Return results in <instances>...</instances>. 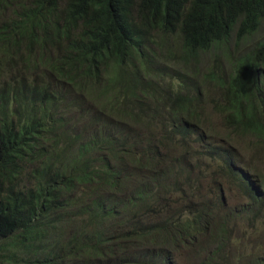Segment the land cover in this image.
Here are the masks:
<instances>
[{"label":"trees","instance_id":"trees-1","mask_svg":"<svg viewBox=\"0 0 264 264\" xmlns=\"http://www.w3.org/2000/svg\"><path fill=\"white\" fill-rule=\"evenodd\" d=\"M209 104L217 135L248 140L264 166V0H0V264H168L195 230L215 249L187 264L251 255L227 250L238 222L264 237L250 184L228 187L239 204L223 212L202 203L189 134L216 122ZM93 105L139 142L100 127ZM217 155L239 181L241 160Z\"/></svg>","mask_w":264,"mask_h":264},{"label":"rangeland","instance_id":"rangeland-1","mask_svg":"<svg viewBox=\"0 0 264 264\" xmlns=\"http://www.w3.org/2000/svg\"><path fill=\"white\" fill-rule=\"evenodd\" d=\"M208 60H209L208 56H205L202 59L203 63L201 64V68H205ZM203 72H204V69H203ZM170 87H171L172 91H175L178 89L179 86H178L177 82L172 81L170 83ZM202 88L205 90V96L204 95L203 96H204V102L206 104H208L212 99L218 97V92L216 90L217 88L214 85L207 83ZM118 89H120V86L118 87ZM122 89L123 88H121L120 91H122ZM144 100L147 101L148 98H145ZM85 106L87 107V105H85ZM106 108H107V105H102V106H94L93 105L91 108L93 110V113L96 116H98V119L100 121L99 122L100 127H101V125L105 124L104 125L105 131H112L114 133H122L126 139H129L133 143L137 144L139 142L138 136L136 133H133L132 127H126V128L124 127V129H123V126H124L123 122L118 123V125L115 123H111V125L106 126V123H104V121L102 120L103 116L101 117L102 113L99 112V111H103V109L105 110ZM210 108H212V106L210 104L205 106V108H204L205 112L207 114H214ZM210 118H213L216 121V125L218 127H220V128L222 127L220 125V123L217 121L215 114ZM208 125H209V123L202 122L198 126L196 133L197 134H203L206 132L209 134L210 130L208 128ZM78 126H79V124H78ZM155 132L158 136L161 135L158 131L155 130ZM219 134L223 138L229 137L230 139L233 140V143L236 146V149H233V151L236 153V157L239 158L245 166H248L249 164L253 163L252 162L253 160L255 161L256 165H259L260 162H259L258 158H259V155L261 153H255L254 149H250L248 147L249 146L248 140L236 139L233 136H230L228 131H224V130H220ZM141 137H142V135L140 134V138ZM215 139H216V136H213V140H215ZM190 148L191 149L195 148L194 143L190 144ZM177 151H179V149H173V152L170 154L169 157H171V156L175 157L178 154ZM193 154H195V150H193ZM262 157H264V153L262 154ZM163 162H165V161H163ZM169 164L171 166L174 165V164H171L170 162H169ZM204 165H205V161L201 159L200 160V170L204 167ZM211 173H212V171H209L208 173H202V175H201L202 181L204 182V184H203L204 189H203V194H202V196H203V202L202 203H204V204H209L211 199L213 197H215L214 193L208 192V191H210V189L208 188V186L210 185V181H207V179L209 178ZM198 176H199V174L195 175L193 178H197ZM151 178L152 177L150 175L147 177V179H146L147 183L151 180ZM136 190H137L136 187H131V188L124 191L123 196H131ZM162 195H163V193L158 195V200L160 203H165L168 197L162 196ZM224 197H225V203H226L227 207L238 206V204H239V193H238V191L234 190L233 192H229L227 195L225 194ZM168 199H171V197H169ZM252 225H253V228L250 229V228H247L246 224H244L243 222H238L235 225V229L230 230V248L231 249L229 247H227L228 252H231V251L235 252V249H237V247L240 250V249H242L243 246L246 245L245 251L248 250L249 254L252 253L247 258L241 257L240 261L238 263L235 262L234 264H250L251 260L255 258V256L253 255V249L251 250V247L253 246V244H251V243L247 244L248 240H250L252 242H258V246H261L260 253H264V237L262 236V234H263V223L257 222V223L252 224ZM245 230L246 231L248 230L247 231L249 234L248 238H247L248 234L244 232ZM205 239L206 238L202 237V238H192V239L186 240L184 242L185 245H183L181 249L176 251V255L179 257V260H178V257L175 256V259L177 261L176 264H187V261L185 260L187 254H190V255L197 254L200 257H205L207 254H210L212 251H214L215 246H213V244H207L205 242H203L202 245L200 244ZM203 245H205V247ZM201 246L203 248L202 252L199 251V248H201ZM143 247H144V244H141L138 247L139 251H142L144 249ZM206 247H207V250L205 249ZM192 252H194V253H192ZM254 254H255V252H254ZM227 255H230V254H227ZM199 261H200V259H199V257H197V258H195V260L192 263H189V264H198Z\"/></svg>","mask_w":264,"mask_h":264},{"label":"clouds","instance_id":"clouds-1","mask_svg":"<svg viewBox=\"0 0 264 264\" xmlns=\"http://www.w3.org/2000/svg\"><path fill=\"white\" fill-rule=\"evenodd\" d=\"M200 124L201 123H197L196 121H194L193 128L198 129V126ZM208 128L210 130L209 134L206 132L203 134H197L196 131L194 130H192L191 133L189 134L190 139L193 141L191 143H194V147H195L192 149V151L195 150V154H192L190 156L191 162H193V164L196 165V168H200V160L202 159L205 161V165L201 169V172L208 173L209 171H212L211 175L207 179V181H210V185L208 186L210 191L208 192L214 193L215 197L211 199L209 204H204V203L203 204L212 206L214 213L223 212V209H221L220 207L223 204L225 207H227L224 196L225 194L227 195L229 193L228 187L229 186L233 187L231 186L232 184H238V185L250 184L251 188L260 198L259 201H264V179L263 181L261 179H258L259 174L261 176L264 174V166L260 163L259 165H256L254 160L252 161L253 163L249 164L248 166H245L241 161L239 162L241 167L237 163L232 164V167L241 174V176L239 177V181L234 180L230 175H227L225 171L221 172V164L223 161H221L218 158L217 152L222 153L223 151L228 149L233 154L232 157H234L237 160L236 155L233 153L234 143L233 140L230 139L229 137L223 138L220 135H217L218 129L216 127V122L212 126L208 125ZM228 133L230 136L235 137L234 135L230 134V132ZM213 136H216L215 140H213ZM172 152L173 150L170 151L169 156ZM254 152L260 153L255 150ZM227 208L229 209L233 207H227ZM263 212H264V206H260V205L253 206V218L260 216ZM214 219L215 220L217 219L216 214ZM196 232H197V238H202L206 236V231L195 230L194 233ZM175 256L177 255L176 253L173 252H169L167 254L168 264H176L177 261L175 259Z\"/></svg>","mask_w":264,"mask_h":264}]
</instances>
